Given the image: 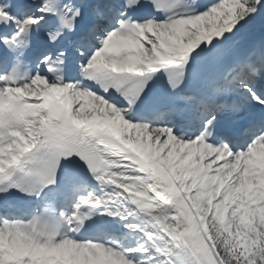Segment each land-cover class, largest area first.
I'll return each instance as SVG.
<instances>
[{
    "label": "snow or ice",
    "instance_id": "obj_1",
    "mask_svg": "<svg viewBox=\"0 0 264 264\" xmlns=\"http://www.w3.org/2000/svg\"><path fill=\"white\" fill-rule=\"evenodd\" d=\"M0 264H264V0H0Z\"/></svg>",
    "mask_w": 264,
    "mask_h": 264
}]
</instances>
